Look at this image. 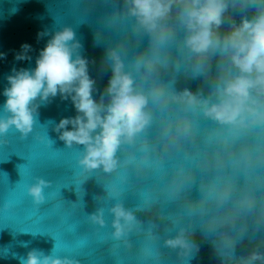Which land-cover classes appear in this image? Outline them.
<instances>
[{
  "label": "clouds",
  "instance_id": "1",
  "mask_svg": "<svg viewBox=\"0 0 264 264\" xmlns=\"http://www.w3.org/2000/svg\"><path fill=\"white\" fill-rule=\"evenodd\" d=\"M123 7L127 16L134 18V31L148 37L147 47L132 61L141 82L126 70L120 50L110 48L103 61L111 76L95 98L96 81L89 75V59L81 54L83 45L74 29L62 26L51 33L45 30L37 38L50 35V39L40 50L35 68L14 67L6 77L0 137L11 129L21 138L28 137L41 104L60 95L71 100L76 115L61 118L53 130L68 148L83 146L78 150L77 167L86 172L101 168L112 172L118 166L117 153L122 146L134 143L152 124L151 106L161 110L173 104L182 106L185 115L169 117L161 123V137L172 143L194 138L197 125L187 113L202 114L214 124L205 140L215 146L213 159L221 171L202 186L192 208L201 214L211 213L205 226L208 233L218 236L216 251L221 264H264V252L256 249L236 255L237 243L247 231L249 220L264 224V198L258 195L261 185L252 175L258 165L264 164V0H123ZM236 10L241 12L239 20L233 14ZM178 27L183 30L178 47L192 62L193 75H206L211 61L216 60L207 95L187 88L177 91L160 78V73L174 64L171 46ZM31 50V45L22 44L14 54L15 60L31 59ZM6 56L0 52V59ZM47 141L51 146L53 141L48 136ZM142 151L145 155L150 151L147 139ZM225 155L229 157L227 163ZM127 162L136 163L135 157H129ZM141 163L148 166L147 160ZM24 166H18L20 176ZM226 167L231 171H223ZM177 172L183 182L174 183L173 195L191 180V172L183 166ZM47 187L49 182L42 177H35L26 187L36 211L48 200ZM144 203H149L147 198ZM107 211L112 216L111 237L127 242L129 232L138 226L133 210L117 202ZM88 219L105 227V209L99 208ZM186 232L180 228L164 242L179 250L185 264L193 250H199ZM56 249L57 245L49 254L32 249L18 257L19 264H77L70 256L57 255Z\"/></svg>",
  "mask_w": 264,
  "mask_h": 264
},
{
  "label": "water",
  "instance_id": "2",
  "mask_svg": "<svg viewBox=\"0 0 264 264\" xmlns=\"http://www.w3.org/2000/svg\"><path fill=\"white\" fill-rule=\"evenodd\" d=\"M233 14L240 19V10ZM247 15L250 18L251 12ZM134 24V18L126 14L123 0H0V52L7 54L0 59V114L6 99L2 93L7 75L14 67L35 68L40 50L50 39V35L38 39L37 34L45 30L51 33L62 26H71L83 45L81 54L89 59V75L96 81L95 98L111 76L103 61L110 48L120 50L126 70L140 83L132 61L147 47L148 37L137 34ZM182 37L183 30L178 27L171 46L174 64L163 70L160 78L177 91L187 88L207 95L216 60L211 61L206 75H193L192 62L178 47ZM24 43L32 46L31 59L17 61L14 54ZM151 110L152 124L134 143L122 146L117 153L118 166L112 172L102 168L86 172L77 167L78 150L83 146L68 148L53 130L61 118L76 115L71 100L60 95L41 104L28 137L21 138L14 129L0 137V141H6L0 143V264H19L18 257L26 256L32 249L49 254L55 245L57 255L70 256L77 264H185L179 250L164 243L180 228L187 230L188 239L199 249L193 250L187 264H221L216 251L218 236L208 233L205 226L211 213L201 214L192 208V203L200 198L202 186L221 171L213 159L215 146L205 140L214 124L202 114L187 113L196 122L198 134L172 143L161 137V123L169 117L185 115L182 106L173 104L164 110L151 106ZM47 136L53 141L51 146ZM145 139L150 145L147 155L142 151ZM129 157H135L136 163H128ZM228 159L225 155L226 163ZM144 160L148 166L141 163ZM19 165H25L21 176ZM180 166L191 172V180L173 195L174 183L183 182L177 172ZM223 171L230 172L231 168ZM252 175L261 185L258 195L264 198V164L258 165ZM35 177L49 182L45 189L48 200L38 211L26 191ZM145 198L149 203H144ZM117 202L133 210L138 222L125 238L127 242L111 237L112 216L107 209ZM99 208L105 209V227L88 219ZM74 226L75 231H71ZM253 249L264 252V224L249 220L247 231L237 243L236 255Z\"/></svg>",
  "mask_w": 264,
  "mask_h": 264
}]
</instances>
